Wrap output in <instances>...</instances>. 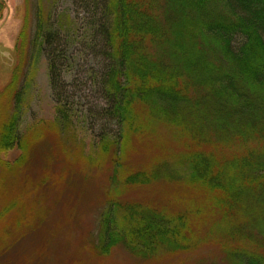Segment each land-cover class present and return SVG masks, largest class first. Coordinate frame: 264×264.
<instances>
[{"label":"trees","instance_id":"obj_1","mask_svg":"<svg viewBox=\"0 0 264 264\" xmlns=\"http://www.w3.org/2000/svg\"><path fill=\"white\" fill-rule=\"evenodd\" d=\"M77 1L104 61L100 117L116 127L114 135L97 134L112 187L90 250L103 259L119 246L155 259L209 242L222 254L219 264H264V0ZM42 10L39 0L33 43L47 60L56 117L17 130L27 79L18 85L24 14L10 51L18 59L0 89V264L23 262L14 249L30 231L26 223L41 215L35 198L61 180L52 168L58 161L35 148L49 138L58 149L70 124L60 32ZM13 148L17 157L5 160ZM59 154L97 159L78 147ZM133 154L139 159L131 163ZM64 159L59 166L70 169ZM138 187L145 198H124Z\"/></svg>","mask_w":264,"mask_h":264},{"label":"rangeland","instance_id":"obj_2","mask_svg":"<svg viewBox=\"0 0 264 264\" xmlns=\"http://www.w3.org/2000/svg\"><path fill=\"white\" fill-rule=\"evenodd\" d=\"M3 1L4 9L0 14V48H8L9 51L5 56L0 54V89L9 79L13 62H17L18 56L14 59L10 51L16 41L24 14H27L28 18L18 80V85L21 86L27 76L17 124L18 132L24 133L37 121H53L56 117V105L49 83L45 54L39 49L38 42L33 43L39 0ZM40 3L43 8L42 17L47 18L49 22L54 21L60 32L61 43L57 50L66 57L63 76L68 85L70 124L58 135L59 141L61 142V138L63 140L60 147L57 144L58 149L54 148L57 151L51 146L53 141L50 142L49 138L42 140L35 147L38 153L49 152L55 162L58 161L52 168L53 171L58 169L61 180L54 189H46L42 196L35 198L41 215L26 223L30 231L23 240L16 242L14 249L17 252L19 250L20 254L16 255L23 258L21 264H219L222 254L217 246L209 242L192 252L171 257L160 255L155 259L135 257L119 246L114 247L108 256L102 257L103 259L90 250L97 233L98 215L107 191L112 187L109 181L111 163L108 158H98L97 134H116L113 123L100 117V109L105 106L99 84L104 61L98 55L99 47L92 41L91 34L86 29L85 23L89 18L86 8L77 0H40ZM51 137L55 138L53 134ZM75 147L97 159L92 163L83 160L65 161L64 157L61 160L59 153L71 152ZM18 153L19 151L13 148L2 154V157L12 161ZM63 159L65 164H69L71 171L62 165L59 166ZM128 159L126 163H132L139 158L133 154L130 161ZM30 162L36 168L40 158L36 156ZM27 169L29 168L26 163L20 170L25 173ZM62 172L65 175L63 177ZM40 177L41 174L35 180ZM163 186L167 187V184ZM128 192L124 194L127 200L146 196L140 187ZM151 195L156 194L153 192Z\"/></svg>","mask_w":264,"mask_h":264}]
</instances>
